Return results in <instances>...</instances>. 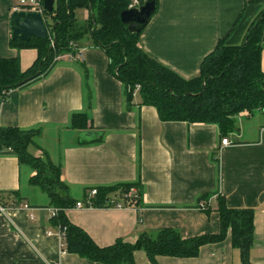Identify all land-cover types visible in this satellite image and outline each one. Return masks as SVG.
<instances>
[{"label": "crops", "instance_id": "1", "mask_svg": "<svg viewBox=\"0 0 264 264\" xmlns=\"http://www.w3.org/2000/svg\"><path fill=\"white\" fill-rule=\"evenodd\" d=\"M19 2L0 0V57H19L26 70L38 52L10 45L12 8ZM263 9L264 1L258 0H158L140 44L155 60L193 78L221 39L241 44ZM89 16L88 10L78 13L83 22ZM79 48L84 61H70L65 55L47 78L0 99L1 126L42 128L30 152L62 166V179L75 201H84L92 188L137 182L143 186L139 209L84 204L67 210L68 219L101 247L117 240L134 244L143 235L154 236L167 228L182 238H193L220 231L218 208L224 198L231 208L254 210L250 259L252 264H264V109L252 117L247 112L236 116L235 128L228 134L214 124L162 122L155 107L141 105L139 88L128 107L125 85L108 71L104 50L89 39ZM76 113H86L90 128L104 132L102 142L79 144L82 131L70 128ZM225 138L231 144L223 145ZM32 175L33 170L16 156L0 155V204L12 201L7 193L18 192L33 209L8 204L6 213H0V264H102L64 252L50 199L30 185ZM206 193L210 196L200 203ZM31 213L36 220L30 219ZM134 261L154 264L142 250L134 253ZM156 264H243V260L229 232L223 241L202 246L196 257L158 256Z\"/></svg>", "mask_w": 264, "mask_h": 264}, {"label": "trees", "instance_id": "2", "mask_svg": "<svg viewBox=\"0 0 264 264\" xmlns=\"http://www.w3.org/2000/svg\"><path fill=\"white\" fill-rule=\"evenodd\" d=\"M131 4V0H56L53 12L44 10L43 13L49 27L47 39L10 41L14 48L36 49L35 62L22 70L19 57H0V99L7 100L12 90L25 89L47 78L62 57L75 55V47L79 48L81 41L89 39L95 47L105 51L109 59L108 71L125 85L128 107L132 105L135 89L139 88L141 105L155 107L162 122L214 124L222 134H228L235 128L236 116L247 112L252 117L256 111L264 109V9L250 25L241 44L231 45L227 38L221 39L203 60L199 75L187 79L148 55L141 47V34L128 32L121 21V13ZM84 9L90 16L86 22H81L78 11ZM89 123L86 113L72 115L71 129L82 131L81 134H95L92 139L80 138L79 144L103 141L104 132L91 129ZM42 134L41 127L22 129L0 125V155L16 156L20 164L29 166L33 170L30 185L48 196L50 207L59 209L58 216L52 220L59 231H65L64 252L102 264H135L134 253L142 250L156 264L158 256L196 257L202 246L221 242L230 232L232 245L241 251L243 264H252L254 210L231 208L224 198L218 208L220 231L217 234L182 238L167 228L154 236L143 235L134 244L117 240L112 246L101 247L66 215V211L78 202L71 197L70 188L62 179V166L30 152V147L38 143ZM133 187L138 189V196L131 200L139 209L143 195L140 182L99 187L97 196L91 199V206L104 208L112 195L120 197ZM89 190L85 193V201ZM7 194L12 201L2 202L3 206L25 202L18 192ZM208 196L207 193L202 195L200 203Z\"/></svg>", "mask_w": 264, "mask_h": 264}, {"label": "water", "instance_id": "3", "mask_svg": "<svg viewBox=\"0 0 264 264\" xmlns=\"http://www.w3.org/2000/svg\"><path fill=\"white\" fill-rule=\"evenodd\" d=\"M56 0H44V10L54 11ZM158 0H143L140 6L130 7L121 13V21L132 35H139L148 26L157 11ZM12 39L29 42L32 38L39 40L49 37V27L44 15L35 12H14L11 16ZM264 40V36H263ZM93 132L82 133L84 139H92Z\"/></svg>", "mask_w": 264, "mask_h": 264}, {"label": "built area", "instance_id": "4", "mask_svg": "<svg viewBox=\"0 0 264 264\" xmlns=\"http://www.w3.org/2000/svg\"><path fill=\"white\" fill-rule=\"evenodd\" d=\"M132 4L130 7H136V6H140V0H131ZM13 13L14 12H20V11H25V12H35V13H40L43 15L44 13V4L42 3V0H20L19 4L14 5L13 8ZM75 46V45H73ZM76 54H68L66 55L67 59L70 61H84V54L83 51L80 48H76ZM223 145H229L231 144L230 140L228 138L223 139L222 141ZM98 194V189L97 188H92L88 191L87 193V199L86 201H82V202H78L76 204L77 208H81L84 206V204H86V206L88 207H92L91 206V199H93L95 196H97ZM138 196V189L133 187L131 188L128 192L123 193L119 198L117 196H111L107 202H106V207L109 208H116V209H124V208H138L135 204V201L133 202L131 199H133L134 197L136 198ZM125 200H130L129 203H125ZM10 207L14 208V209H24L27 211H33V209L26 203L20 204L18 206L15 205H11ZM201 208L205 209L204 204H201ZM7 211V207L3 206L2 204H0V213L5 214ZM52 218H55L58 216L59 214V209L58 208H52ZM30 219L32 221L36 220V217L33 213L30 214ZM65 231L61 230L59 232V236L62 238V240L65 238Z\"/></svg>", "mask_w": 264, "mask_h": 264}, {"label": "rangeland", "instance_id": "5", "mask_svg": "<svg viewBox=\"0 0 264 264\" xmlns=\"http://www.w3.org/2000/svg\"><path fill=\"white\" fill-rule=\"evenodd\" d=\"M139 2H140V1H139ZM140 3H141V2H140ZM82 11H85V9H84V10H79L78 13L80 14V12H82ZM80 21H81V20H80ZM49 22L52 23L51 20H49ZM81 22H83V21H81Z\"/></svg>", "mask_w": 264, "mask_h": 264}]
</instances>
